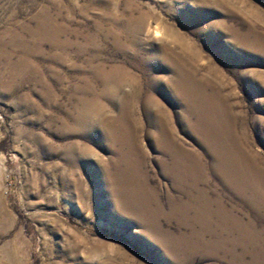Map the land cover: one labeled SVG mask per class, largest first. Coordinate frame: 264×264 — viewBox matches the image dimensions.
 I'll return each mask as SVG.
<instances>
[{
	"label": "rangeland",
	"instance_id": "rangeland-1",
	"mask_svg": "<svg viewBox=\"0 0 264 264\" xmlns=\"http://www.w3.org/2000/svg\"><path fill=\"white\" fill-rule=\"evenodd\" d=\"M176 70L186 93L170 86ZM211 114L254 159L243 160L242 184L216 170ZM129 149L140 151L134 163L145 156L147 200L163 208L154 228L119 208L138 197L116 177ZM173 149L196 153L204 179L180 186L163 167ZM255 171H264V0H0V264H264ZM240 186L251 188L244 196ZM190 190L196 207L223 204L261 247L236 242L237 230L218 245L221 231L203 234L189 225L194 212L173 213Z\"/></svg>",
	"mask_w": 264,
	"mask_h": 264
},
{
	"label": "bare ground",
	"instance_id": "bare-ground-1",
	"mask_svg": "<svg viewBox=\"0 0 264 264\" xmlns=\"http://www.w3.org/2000/svg\"><path fill=\"white\" fill-rule=\"evenodd\" d=\"M245 41L248 42V39L245 38ZM250 45L251 47L256 46L255 44H250ZM171 57H177V56L171 53ZM179 62H180L179 60H176V62L168 60V63L172 66L178 64ZM176 73H177V79L172 81L170 83V86L174 93H180V94L186 93L184 91V85L187 84L188 81L178 70H176ZM198 84H201V85H198ZM205 84H206L205 80H199V83L195 84L194 89L199 90L201 89V86ZM173 92H172L173 97L179 95V94H174ZM207 98L210 102H213L215 100L211 96H207ZM182 99H185V98L182 97ZM131 110L132 109H129L127 107L121 111V113H123L124 115L119 117L120 124L126 122L127 120H130V119L125 118V114H130ZM150 110L153 111V108H150ZM153 112H155L156 114L155 118H157L158 120L157 123L161 122L159 111L157 110ZM153 112L151 113L149 112V114L152 115ZM212 115L213 114L208 115L206 116V118L212 121L211 126H210V132L213 136L211 137L212 141H210V146L215 154L214 155L215 162L218 166L216 170L219 173V176H221L223 180L229 186H233L235 184H242L243 181L237 180V178L241 177V171H243L241 168L242 166L244 167L246 164V162H244L243 160L247 158L250 160V163H253L254 159L250 157L251 155L247 152H245V157L243 156L244 152L242 151V149L244 147L242 146V141L238 139L236 131L232 127L228 128V127L222 126L219 122L218 123L220 126H216L215 125L216 116L215 115L212 116ZM228 116L231 119V116L230 115ZM110 124H112V126H108V127L111 129H113L116 126L115 121L110 122ZM158 128H159L158 130L159 136L162 138V144H163L164 143L163 140L168 139L169 134L166 132L167 129L165 126L161 125L159 127L158 125ZM195 130H196V127H195ZM169 141H171L173 148H175L174 142L172 140H169ZM165 151L169 154L171 153V149L165 150ZM139 152H140L139 149H129L128 151L129 156L128 155L124 156V160L127 163V168L126 169L123 168L124 170L122 172H118L116 176V177L123 178L124 179L123 182L125 181L126 183L128 182L130 184H133L132 186V189H134L133 193L136 194L138 197L133 199L135 205H133L132 208L127 207L125 203H123L122 201L119 202V208L122 209L123 211L128 210V211L135 212L134 213L135 216H137L136 214H138V216L142 220L146 221L154 228V226L156 225V222H152L151 214L154 212H162L163 208L160 207V204H158L157 207L154 209L152 207V204H150L151 202L147 200L148 199V190H147V184H146L147 175L145 172L142 171L143 170L142 165L145 164L146 158L142 153L141 155L143 156L137 161V163H134L131 158V153H139ZM251 158L253 160H251ZM163 164H164L163 167L166 169V172L168 171V174H173L174 176L178 178V182H180L179 183L180 186L183 183L182 181L188 183L189 185L191 184L193 186L194 185L193 183H195L196 185L201 179H204L205 167H204V164H202L199 160L196 159V153H192L184 149H173L171 163L164 161ZM136 166H137L138 173L136 172ZM244 173L245 172L243 171V174ZM262 174H264V171H261V172L255 171V174L248 175L247 179L252 180V181L257 180L260 193L263 197L264 196V183L261 181ZM195 187L197 188V186ZM249 188L251 187L240 186V190L244 196L246 195L245 192ZM257 190L258 188H256V191ZM194 191L196 190L188 191L190 195V198H189L190 202L188 204H185L182 202L174 203V205L172 206L173 208L171 209L172 212L185 214V215H188L191 212H194L195 215L192 218L193 224L190 222L189 225L196 226V223L201 224L206 232V233L203 232V234H207V230L210 234L214 233L213 231H221V232H216L214 234V239H212V242L213 240H215L217 241L218 245L228 244L230 242V241L227 242L224 240V235H223L224 231L233 234L237 230L240 234L244 235L245 237L236 239L235 240L236 242L242 243V244H253L255 245V247L256 245L260 246V244L263 241L258 238L259 235L257 236L249 235V228L246 227L240 220H238L232 212L228 211L223 204L217 203L216 208H214V202L211 201L210 199L205 198L204 200L207 201V203L196 207V198L193 196ZM201 195H202L201 197H203L204 193H201ZM204 200L202 199V201ZM144 201H145L144 206L140 207ZM196 216H199V218H196ZM215 219H219L221 221L217 223L216 222L217 220L215 221ZM189 220L191 221V218ZM188 238L191 239V237H188ZM254 260L256 261V264L260 262L259 256H255Z\"/></svg>",
	"mask_w": 264,
	"mask_h": 264
},
{
	"label": "snow or ice",
	"instance_id": "snow-or-ice-1",
	"mask_svg": "<svg viewBox=\"0 0 264 264\" xmlns=\"http://www.w3.org/2000/svg\"><path fill=\"white\" fill-rule=\"evenodd\" d=\"M157 35H159V33H157Z\"/></svg>",
	"mask_w": 264,
	"mask_h": 264
}]
</instances>
